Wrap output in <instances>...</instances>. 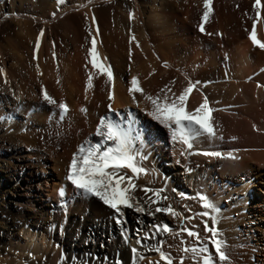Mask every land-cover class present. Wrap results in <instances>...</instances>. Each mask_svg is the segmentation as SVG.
<instances>
[{
    "label": "bare ground",
    "instance_id": "1",
    "mask_svg": "<svg viewBox=\"0 0 264 264\" xmlns=\"http://www.w3.org/2000/svg\"><path fill=\"white\" fill-rule=\"evenodd\" d=\"M107 1L64 0L63 3L58 2L59 14L55 18L68 19L69 22L73 17L81 16L82 19L88 18L87 22L91 20L98 55L103 64L111 67L114 87L113 82L89 63L91 39L70 40L74 50L69 55L67 48H60L67 53L61 57L64 64L59 60V65L64 66L61 74L64 79L58 73L60 70L57 72L59 75L52 70L55 75L51 72L41 77L30 71L25 75L10 71L0 74V139L7 135L11 143L4 145L0 153V246L6 264H116L117 261L133 264L134 258L136 264H154L157 261L164 264L157 252L148 251L149 247L154 249L158 246L160 241H163L162 250L172 256L174 264H180L181 257L184 258L183 264H194L192 254L182 251L185 245L181 242L185 241L191 247L196 239L181 229L199 232L209 250L215 253L207 239L210 233L204 228L208 218L198 215L204 211L198 199L201 193L221 209L219 223L215 227L219 229V236L225 241L230 257L224 264H264V48L256 46L249 38L255 24L258 39L264 42V9H257L255 0H212V12L205 22L203 14L207 9L204 0H131L138 21L136 26H139L137 32H141L136 46L138 43L141 46L133 54L134 64L127 68L131 56L126 55L123 46L121 49L116 47L119 46L116 39H101L94 23L97 20H93L98 14L93 9L106 5ZM52 2L40 0L42 12L38 11L36 17L29 11L20 13L23 22L18 30L21 34L24 32L30 36L27 26L30 21L44 24L54 21L46 11ZM261 3L264 4V0ZM121 6L116 7L118 11ZM33 7L30 5L29 9ZM129 9L128 21L133 20ZM123 21L126 27L131 24L127 19ZM201 24L204 32L200 31ZM17 58H22L21 54ZM89 74L93 77L92 88H88ZM133 77L153 97L159 84L168 86L173 77L180 80L179 95L194 84L187 109L195 111L207 97L213 109L216 138L202 137L193 142L192 149H186L179 142L173 143L169 131L154 124L156 121L148 115L152 110L150 105L146 102L137 106L140 93L130 91ZM45 89L57 104L50 105L43 100ZM110 92L115 96L112 107L126 117L125 127L133 122L132 134L135 135V130L143 133L142 151L148 157L143 165L161 170L158 187L166 186L162 195L168 199L161 200L159 206L171 205L180 213L179 216L169 215L170 222L165 219V212L148 214L154 212L157 207L154 204L150 207L145 204V213L128 210L120 218L121 224L116 223L114 210L106 212L94 205L93 214L99 221L94 218L83 222L75 230V219L67 226V213L85 206V198L76 197L79 194H75L74 187L68 186V193L75 198L70 204L53 207V202L64 203L66 195L60 197L58 189L38 176L39 170L45 171L46 165L53 163L51 168L65 180L78 144L83 141L95 144L96 139L101 140L95 135L101 118L110 116L119 122V117L108 109ZM62 103H66L69 109L63 119L59 108ZM67 128L74 140H70L63 154L55 146L48 153L44 147H38L40 140L43 141L40 144H54L57 142L53 140L56 130ZM168 140L172 141L171 149L166 145ZM23 141L33 148L36 163H24L23 157L19 156L22 152L18 148ZM182 148L185 149L184 155H181ZM157 150L161 158L156 156ZM205 151H219L223 157L205 156ZM230 154L235 159L230 158ZM165 162L168 165L166 169ZM35 168L39 170L36 172ZM142 176L139 174L134 182ZM138 193L136 189L134 196L137 198ZM139 198L142 202L148 199L147 196ZM156 224H167L173 231L150 240L143 239L155 231L153 225ZM208 224L212 226L211 221ZM138 241H143V246ZM132 248L137 249L135 257ZM141 255L146 259L140 260Z\"/></svg>",
    "mask_w": 264,
    "mask_h": 264
},
{
    "label": "snow or ice",
    "instance_id": "2",
    "mask_svg": "<svg viewBox=\"0 0 264 264\" xmlns=\"http://www.w3.org/2000/svg\"><path fill=\"white\" fill-rule=\"evenodd\" d=\"M59 2L63 3L64 0H59ZM255 6L257 9H264V4L261 3V0H255ZM204 7L207 9L203 14V20L206 22L212 12V0H204ZM130 16L134 18V13H131ZM200 31H205L203 24L200 26ZM43 35L44 32L41 31L39 36L43 37ZM249 38L253 44L264 48V42L258 39L255 24L251 29ZM133 39H135L134 36ZM39 48L40 43L38 42L36 50L38 51ZM90 56L89 63L92 68L105 75L108 81L113 82L114 87L113 71L109 65L102 63L97 52L95 38L91 42ZM37 68H39L38 64ZM40 74L43 75L42 72ZM5 82H7L6 79ZM87 83L88 88L93 87L91 74H89ZM194 88L195 85L190 84L180 95L172 98L168 96L153 97L151 95L145 97L152 105V110L148 112V115L169 131L173 143L179 142L182 146H186V149H192L193 142L202 137L216 138L217 136L216 129L212 123L213 109L210 108L207 97L204 98L203 103L195 111L190 112L187 109V102ZM130 91L143 95V89L136 77L131 79ZM108 99L110 101L108 109L119 117V122L110 116L101 118L95 132V135L101 138L100 142L93 144L91 141H85L84 144L78 146V151L73 154L70 162L66 180L74 186L75 194L97 198L109 209L114 210L116 214L115 220L118 224L123 222L120 218L123 217L124 208H134L138 213H145L147 211L145 204H148L149 207L153 204L157 205L154 212L148 213L150 215L165 212L169 215L179 216L180 213L176 212L171 205L167 207L159 206L161 200L168 199L167 196L162 195L166 191V186L160 189L144 187L142 189L144 193L153 194L144 202L134 196V192L137 189V184L134 182L136 177L141 173L146 175L149 171L143 166V161L148 158L147 154L142 151L143 133L140 130H135V135L132 134L134 131L133 122H129L125 127L124 120L126 117L112 107L115 102L114 92L109 93ZM43 100L50 105L57 104V101L48 94L46 89L43 91ZM133 100L135 101V96H133ZM59 108L62 110L60 118L63 119V114L69 110L68 105L62 103L59 104ZM128 116H132V113H128ZM184 154L185 149L182 148L181 155ZM203 155L223 157V153L219 151H205ZM230 158L235 159L231 154ZM123 169H129L133 175L122 174ZM65 195V188L61 187L59 196L63 198ZM198 199L204 209L198 215L208 218L205 221L204 228L207 233H210L207 239L214 247L215 253L213 254L209 250L208 244L201 239L199 232L188 228L181 229V231H186L189 237H195L196 243L188 247L186 242L182 241L181 243L185 245L182 251L185 254H192L194 264H224V262L229 261L230 257L225 249V241L220 238L219 229L215 227L219 223L218 216L221 209L205 194H198ZM208 221H211L212 226H209ZM153 227L155 231L147 234L143 239L150 240L161 233H172L173 231L167 224L163 226L156 224ZM138 243L143 246V241H138ZM162 248L163 241H160L158 246H155L154 249L149 247L148 251L154 250L157 252L164 264H174L172 256L163 251ZM132 253L135 257L137 249L132 248ZM139 259L144 260L146 257L141 255ZM183 259V257L180 258V264H183ZM116 264H120V262L117 261ZM133 264H136L135 258L133 259ZM154 264H159V261L154 262Z\"/></svg>",
    "mask_w": 264,
    "mask_h": 264
},
{
    "label": "rangeland",
    "instance_id": "3",
    "mask_svg": "<svg viewBox=\"0 0 264 264\" xmlns=\"http://www.w3.org/2000/svg\"><path fill=\"white\" fill-rule=\"evenodd\" d=\"M52 1L53 2L51 4V7L49 9H47L46 11H47V14L49 16L54 17V21L51 23H48V24H44V23L37 22V21H30L27 26H28V32H31V33H30V36H26L24 32H23V34H21V32L18 30L22 25L21 22H23L22 21L23 19L20 18V16H21L22 12H23V14H25L26 11H29L31 16L36 17L38 14V11L42 12V8L39 7L40 0H0V70H2V71H0V74H4V73H7L8 71H10L13 74L20 73L22 75H25L28 73V71H30L33 74H36V75L41 77V74H40L41 72L43 73V75H46V74L51 73L52 70L53 71L56 70V75H59L58 73H60V75H61V74H63V71H64V69L62 70V68H64V66H63L64 62H63V58L61 60V57H63V55L66 56L67 53L69 55V53H71L74 50V49L72 50L73 43L70 44L71 43L70 40L73 42V39H91V41H92V39L96 37L95 33H94V28H92V25H91V20H88L89 22H87L88 18H84L85 19L84 20L81 18V16H79L80 18L79 17L78 18L73 17L72 19H70L69 22H68V19H64L65 17L63 18L64 20H62V18L56 20L55 15L59 14L58 8H60V7H58V6H60V4L58 3L59 2L58 0H52ZM68 1H70V0H68ZM111 1L108 0L106 2V5H102L99 8L96 7L97 9L96 8L93 9L95 14L98 12V14L96 15V18L93 20H97V23H96V21H94V23L97 24L99 27L98 28L97 25H95L96 28L99 30L101 39H114V40L116 39L115 40L116 44L119 43L118 44L119 46H117L115 44L116 47L121 49L123 46L122 49H124L127 52V53L125 52L126 55L128 54V56H131L130 57L131 61L129 60V62L127 63V68H131L132 64H134V62H135L134 60H136L133 58V54H135L137 49L139 50V48L141 46L139 43L136 46L137 39H140V33L141 32H137V30L139 31V29H138L139 26L138 25L136 26V24H138V21L136 20V17H135L136 13L134 14L135 16H134L133 20L128 21L129 17H128V10L127 9L130 8L129 12H132V13H134L136 11L133 7V2L131 0H122V1L121 0L120 1L111 0ZM122 2H124L123 5L121 4ZM126 3H127V6L125 5ZM113 4H114V6H113ZM115 4H116V6H115ZM30 5L34 6L33 9H29ZM117 6H121V8L119 9L120 12L117 9L119 7H117ZM130 6L132 7V9ZM125 8L127 11L125 10ZM124 10L127 13H125ZM120 13H123V15L122 14L120 15ZM12 14L15 17H12L13 16ZM130 14H129V16H130ZM123 16L125 18H123ZM11 17L13 18V20H11V21H13V22L10 21ZM3 19L5 20V22L3 21ZM122 19L123 20L127 19V21L130 22L131 24H129L126 27L124 24V21ZM134 19L137 22H135ZM19 20H20V22H19ZM132 22H135V23L133 24ZM133 25H135L136 27ZM121 30L124 32H122ZM41 31L44 32L43 37L39 36V33ZM133 33H135V34H133ZM122 34L124 35V37H122L123 36ZM19 35H20L21 39H20ZM137 35H138V37H137ZM133 36L136 37L135 38L136 42L135 41L132 42L133 40H135V39H133ZM9 39L11 40L10 42H9ZM18 40H20V42ZM68 40H69V42H68ZM55 41H56V44H55ZM38 42L41 45H40L39 50L37 51L36 50V44ZM43 42L46 44H43ZM125 42H126V44H125ZM9 44H11L10 45L11 50L9 48ZM12 44H14V45H12ZM65 44H66V46H65ZM67 44H69L68 45L69 47H67ZM15 45H16V47H15ZM20 45H21V47L19 48ZM125 45H126V47H125ZM134 45L137 48H135ZM13 47L15 49H12ZM70 47H71V49H70ZM56 48L58 50H56ZM60 48H62V49L67 48L66 49L67 53L65 52V50L63 51ZM30 49H31V51H30ZM14 50L16 52L17 51H19V52L16 54V52ZM56 51H58V52L62 51V53L61 52L58 53ZM63 52H65V53H63ZM53 53H55L56 57H54L55 55ZM19 54H21V56H22V58H20V59L17 58V56L19 57ZM61 54H62V56H61ZM50 59H53V63H52V60L50 62ZM59 60H60V62L62 61L61 63H63V64H60L62 67L59 65V63H60ZM54 61H56V62H54ZM5 62H6V64H5ZM47 63H49V64H47ZM54 63H55V65H54L55 68H54V66L53 67L51 66ZM37 64L39 65V68H37ZM50 67H51V69H50ZM59 70H60V72H58ZM51 75H55V72L54 73L52 72ZM62 77L63 76L61 75V78ZM63 79H64V77H63ZM179 81L180 80L178 78L173 77L168 82L169 89H168L167 85L159 84V88H158L159 92H158V90L156 91L157 92L156 96L157 95L161 96V97L168 96L169 98H171L173 96H176L177 94L179 95L180 91H179L178 85H179V87H181L180 84H178ZM169 84H171V85H169ZM170 86H172V87H170ZM143 90H144L143 95L141 93L138 94L137 104L139 105V104L143 103V105H145L148 103L147 105H150V107L152 108L150 101H148L145 98L146 96H148L149 93L147 90H145V89H143ZM175 90L177 91V93ZM172 91L174 94L172 93ZM171 93L173 94V96H170V95H172ZM63 115L65 116L66 113ZM153 123L156 124L158 127L164 129V127L161 124H159L158 121L153 122ZM68 131H69V128H67L66 130L57 129L56 132L59 134L54 133L53 140L57 141L58 143L55 142L54 144L52 143L50 145H45L43 143L40 144V142H43L40 140L38 143V147L39 148L44 147L45 148L44 151L48 153L49 149L51 147L55 146L56 150H58V152L63 154L65 152V150L68 148V146L70 144V140H72V139L74 140V136L71 134L69 135ZM67 134L69 135V137ZM60 135H62V136H60ZM63 138H65L66 140ZM23 142L20 143L19 148H18L19 152H22V155H19V156L23 157L24 163H27V164L36 163L37 158H35L33 156V154H34L33 148H31V146L26 141H23ZM97 142H100V139H96L95 143H97ZM26 143H27V145H26ZM84 143L85 142L83 141L82 143H79L78 146H80L81 144H84ZM171 144H172V141H170V140H168L166 142V145L168 147H170V149H171ZM4 145H11V143L9 142V137H7V135H3V137L0 139V150H1L0 153L3 151L2 148L4 147ZM138 146H139V144H138ZM13 147L15 149H17L16 146H13ZM77 151H78V148H77ZM156 153H157L156 156L161 158V155L158 153V150L156 151ZM165 163H164V166H165L164 169H166L168 167L167 163L166 164ZM52 165H53V163H49L48 165H46V167H45L46 172L41 171L38 168H35V171L37 172L39 170L38 176H40V178L47 179L49 181V184L52 187H55L58 190H60L61 187L65 188L66 197L64 199V203L53 202L52 203L53 207L57 204H60V206H63V204L66 205L67 203L70 204V202L73 200V198H75V195L72 197V195L68 193V191H69L68 186H72V185L66 179L65 180L60 179L59 174L56 171H54L53 168H51ZM143 166L145 168H147V166H145V165H143ZM147 169L149 170L148 173L146 175L144 173H142L143 178L139 179V181L136 182V184L138 185L137 189L139 190V193L136 195V196H138V198H139V196L149 197L150 195H153L152 193H147V194L144 193L142 191V188H144V187L159 189L158 179H159V176H160L159 174H160L161 170L160 169L154 170L151 168H147ZM162 172H164V171H162ZM122 174H126L128 176L131 175L129 169H123ZM162 174L164 175V173H162ZM162 177H164V176H162ZM72 187H74V186H72ZM43 197L45 200H48V197L45 194H43ZM76 197H83V196L76 195ZM83 198H85V200H86L85 206L80 208V210H78V208H74L73 210H71L70 213H67V216H68L67 226L69 227L71 221L75 219L74 226H73V229H75V230H77V228L80 226L81 223L87 222V221L89 222L90 220L92 221L95 218V215L93 214L94 205L100 206L106 212H112L113 211L112 209H109L106 205H104L101 201H99L97 198H94V197H83ZM131 209L135 210L134 208H124L123 209V215L124 214L126 215L128 210L130 211ZM165 219L167 220V222L169 220L171 221V218H169V214H167L165 216ZM95 220L99 221L98 218H95ZM149 230L151 231L152 228L149 227ZM1 247L2 246H0V264H6L5 255L2 254L3 248H1Z\"/></svg>",
    "mask_w": 264,
    "mask_h": 264
}]
</instances>
